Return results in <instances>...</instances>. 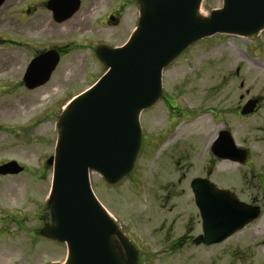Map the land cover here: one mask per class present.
Listing matches in <instances>:
<instances>
[{
	"label": "rangeland",
	"instance_id": "obj_1",
	"mask_svg": "<svg viewBox=\"0 0 264 264\" xmlns=\"http://www.w3.org/2000/svg\"><path fill=\"white\" fill-rule=\"evenodd\" d=\"M135 3L127 7V34L138 18ZM221 6L222 0H203L199 15L207 17ZM104 69L101 62L88 69L86 82L74 92L90 86ZM162 94V101L139 116L148 143L144 141L132 173L111 185L91 171L94 194L116 220L119 234L137 246L140 264H264V193L258 181L264 175V29L251 38L214 34L194 42L163 73ZM250 98H259L260 108L241 117L237 111ZM18 107L17 118L10 112L0 114L1 124L20 126L14 136L0 131V160H19L29 171L0 177V213L18 210L19 220L28 216L24 223L27 226L29 218L35 226L30 234L35 244L22 249L27 239L21 232L14 240L19 247L1 239L0 264H64V245L46 238L40 229L49 222L41 219L48 214V158L54 154L57 121L65 105L53 104L45 118L47 105L27 101ZM29 118L35 122L28 127ZM222 129L246 150L243 163L211 155L210 145ZM194 177H205L239 200L259 206V218L218 245H173L178 238L201 233L189 186Z\"/></svg>",
	"mask_w": 264,
	"mask_h": 264
},
{
	"label": "water",
	"instance_id": "obj_2",
	"mask_svg": "<svg viewBox=\"0 0 264 264\" xmlns=\"http://www.w3.org/2000/svg\"><path fill=\"white\" fill-rule=\"evenodd\" d=\"M137 28L125 45L101 48L106 66L95 84L76 97L58 120L48 203L51 224L48 237L65 242V264H136L137 253L119 234L109 214L95 198L89 171L115 183L133 165L140 144L139 113L161 93V70L192 42L215 33L253 35L264 27V0H223L220 9L199 15L202 0H138ZM77 9V4L66 17ZM50 63V62H49ZM57 63H51L30 87L45 83ZM257 99L248 100L240 114L254 111ZM220 159L242 163L246 152L231 135L219 132L211 146ZM14 160L0 165V174H17ZM264 190V176L260 177ZM202 221V234L193 243L217 244L259 215V207L238 201L229 192L216 190L206 180L191 183Z\"/></svg>",
	"mask_w": 264,
	"mask_h": 264
},
{
	"label": "flooded vegetation",
	"instance_id": "obj_3",
	"mask_svg": "<svg viewBox=\"0 0 264 264\" xmlns=\"http://www.w3.org/2000/svg\"><path fill=\"white\" fill-rule=\"evenodd\" d=\"M75 4L76 11L66 17ZM130 5L132 0H0V114L7 112L8 116L10 112L11 118H17L18 106L31 101L49 107L43 113L45 118L51 115L53 104L60 107L72 99L79 84L86 82L88 69L99 63L98 47H116L127 39ZM52 56L58 62L48 81L30 87L25 81L26 73L42 72ZM28 121V127L35 122L30 118ZM19 128L17 123H0V131L8 136L17 134ZM141 130L144 146L148 138L142 124ZM25 172L26 167L22 173ZM9 212L0 213V240L19 247V241L14 240L21 232L27 239L22 249L32 247L35 242L30 234L35 226L29 218L25 225L28 216L19 220V211ZM181 241L189 243L191 237Z\"/></svg>",
	"mask_w": 264,
	"mask_h": 264
},
{
	"label": "bare ground",
	"instance_id": "obj_4",
	"mask_svg": "<svg viewBox=\"0 0 264 264\" xmlns=\"http://www.w3.org/2000/svg\"><path fill=\"white\" fill-rule=\"evenodd\" d=\"M220 167V166H219Z\"/></svg>",
	"mask_w": 264,
	"mask_h": 264
}]
</instances>
